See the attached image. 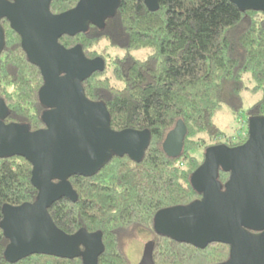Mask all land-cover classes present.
<instances>
[{
    "label": "trees",
    "instance_id": "trees-1",
    "mask_svg": "<svg viewBox=\"0 0 264 264\" xmlns=\"http://www.w3.org/2000/svg\"><path fill=\"white\" fill-rule=\"evenodd\" d=\"M158 1V9L152 10L144 0H121L103 27L91 24L60 38L67 47L80 44L88 57L104 59L105 68L93 72L83 86L90 99L106 104L111 127L151 132L140 161L114 154L96 173L72 175L78 198L62 197L49 207L55 223L68 233L80 228L102 232L105 249L97 264H132L129 247L143 233L153 241L155 264L227 260L229 244L201 247L161 234L155 215L200 198L190 176L204 161L205 149L245 142L250 117L264 115V11L244 10L231 0ZM77 2L52 0L51 10L62 12ZM2 24L0 97L10 111L5 121L42 128L41 69L28 58L9 20L3 18ZM246 91L259 93V98L245 108ZM224 105L240 120L246 113V130L226 135L216 122ZM180 119L186 126L183 146L172 156L163 142ZM32 167L21 155L0 156V222L4 204L35 200ZM229 175L220 170L219 180L225 183ZM8 242L0 225V264H85L82 256L46 253L12 262L4 254Z\"/></svg>",
    "mask_w": 264,
    "mask_h": 264
},
{
    "label": "water",
    "instance_id": "water-1",
    "mask_svg": "<svg viewBox=\"0 0 264 264\" xmlns=\"http://www.w3.org/2000/svg\"><path fill=\"white\" fill-rule=\"evenodd\" d=\"M242 9L264 11V0H231ZM52 0H0V57L5 46L2 19L21 37L28 58L41 69L44 82L39 99L45 106V126L32 130L24 123L6 122L9 108L0 97V156L21 155L32 164L31 181L38 190L33 202L4 204L0 222L9 242L5 257L15 262L33 253L60 257L82 256L97 264L105 249L101 231L80 228L68 233L53 220L49 207L58 199L78 198L70 177L89 176L114 154L127 153L140 161L150 144L147 129L111 127L103 101L90 99L83 81L103 70L102 57H88L83 47H67L60 38L103 27L121 0H78L62 12L51 10ZM158 9V0H144ZM186 126L180 119L167 133L165 151L179 155ZM220 170L229 172L225 183ZM190 182L201 197L188 204L160 209L156 230L180 241L205 247L211 242L230 245L229 258L216 264H264V115L252 116L248 138L238 145L218 143L205 149L202 164ZM153 241L145 243L137 264H155Z\"/></svg>",
    "mask_w": 264,
    "mask_h": 264
},
{
    "label": "rangeland",
    "instance_id": "rangeland-1",
    "mask_svg": "<svg viewBox=\"0 0 264 264\" xmlns=\"http://www.w3.org/2000/svg\"><path fill=\"white\" fill-rule=\"evenodd\" d=\"M257 98H259V93L252 94L249 91L244 92V99H245V108L249 106L252 102H254ZM241 117L243 120L236 117L231 110L224 105L222 110L216 116V122L219 126L223 129V131L228 136H232L238 133L239 130L245 129L246 130V113L242 112ZM245 130L243 132H245ZM149 239V235L147 233H143L139 239L134 240L130 247H129V256L132 264H137L143 254V249L146 241Z\"/></svg>",
    "mask_w": 264,
    "mask_h": 264
}]
</instances>
